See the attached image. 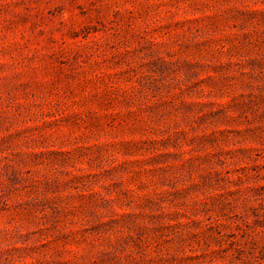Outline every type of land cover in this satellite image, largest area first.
Masks as SVG:
<instances>
[{"label":"rangeland","instance_id":"obj_1","mask_svg":"<svg viewBox=\"0 0 264 264\" xmlns=\"http://www.w3.org/2000/svg\"><path fill=\"white\" fill-rule=\"evenodd\" d=\"M0 264H264V0H0Z\"/></svg>","mask_w":264,"mask_h":264}]
</instances>
